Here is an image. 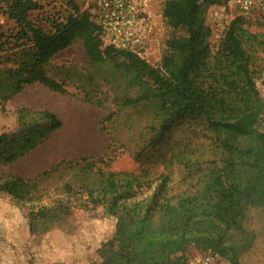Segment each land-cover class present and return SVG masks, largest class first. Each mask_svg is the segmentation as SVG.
Returning <instances> with one entry per match:
<instances>
[{
    "label": "trees",
    "instance_id": "16d2710c",
    "mask_svg": "<svg viewBox=\"0 0 264 264\" xmlns=\"http://www.w3.org/2000/svg\"><path fill=\"white\" fill-rule=\"evenodd\" d=\"M5 1V14L16 23L15 40L32 45L22 51L25 59L0 81L1 106L35 82L63 91L44 65L82 38L92 63L109 61L134 73L139 93L124 104L151 105L158 120L155 141L175 126L201 128L203 136L221 151L220 165L204 175L200 189L176 198L165 194L164 174L149 178L147 174L94 172V181L81 185L80 193L85 192L94 207L103 206L114 222L99 250L104 262L188 264V248L193 246L198 252L211 251L240 264L255 241L254 233L245 228L247 211L264 206V102L253 69L258 52L264 53V32L250 31L243 17H235L213 52L205 11L221 0H167L162 11L166 24L184 28L187 34L169 38L160 64L152 66L132 52L104 47L101 29L74 0H69L73 11L65 20H55L50 33L29 19V13L40 7L38 0ZM17 120V131L0 132V147H7L0 151V162L28 153L62 126L47 110L21 108ZM86 160L58 167L75 170L82 163L91 165ZM36 187L20 176L0 172V191L17 201L30 200ZM72 217L70 201L41 205L31 211V230L38 235L54 228L65 230Z\"/></svg>",
    "mask_w": 264,
    "mask_h": 264
},
{
    "label": "rangeland",
    "instance_id": "374dc122",
    "mask_svg": "<svg viewBox=\"0 0 264 264\" xmlns=\"http://www.w3.org/2000/svg\"><path fill=\"white\" fill-rule=\"evenodd\" d=\"M166 1L149 2L155 33L145 60L152 66L160 64L169 38L187 34L184 28L173 29L166 24L162 15ZM38 2L40 7L29 13V19L49 33L55 20H65L73 11L69 0ZM74 2L81 10L89 4V0ZM6 8V1L0 0V81L25 59L22 51H28L32 45L15 40L16 23L7 17ZM238 16L244 18L250 31L264 32V12L245 13L238 0H221L207 7L205 21L212 31L213 52L230 21ZM256 57L255 82L264 102V53L259 51ZM44 68L51 79L63 85V91L35 82L0 105V132L17 131V111L21 108L50 111L62 122L60 128L28 153L11 162H0V172L37 185L35 195L27 201H17L0 191V264H103L106 262L99 250L110 236L114 222L103 206L94 207L86 193H80L81 185L94 181V172L147 174L149 178L164 174L165 194L176 198L200 189L204 175L220 165L221 151L203 136L201 128L175 126L155 141L158 120L151 105L124 104L126 98L139 93L134 73L109 61L92 63L82 38L54 55ZM261 129L264 130V119ZM6 149L0 147L1 152ZM84 158L91 165L84 167L82 163L83 168L75 170L58 167ZM159 182L155 181L154 186ZM60 200L70 201L71 225L65 230L54 228L44 235L33 232L31 211ZM244 224L254 233L255 241L239 262L264 264V206L250 207ZM196 252L193 246L188 248L189 255Z\"/></svg>",
    "mask_w": 264,
    "mask_h": 264
},
{
    "label": "built area",
    "instance_id": "2783aa9c",
    "mask_svg": "<svg viewBox=\"0 0 264 264\" xmlns=\"http://www.w3.org/2000/svg\"><path fill=\"white\" fill-rule=\"evenodd\" d=\"M150 0H89L86 10L101 29L103 46L132 52L145 59L149 54L155 23L150 13ZM243 12H264V0H238ZM215 15L219 17L218 12ZM106 264V263H103ZM188 264H238L218 253L196 252Z\"/></svg>",
    "mask_w": 264,
    "mask_h": 264
}]
</instances>
